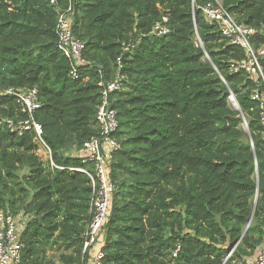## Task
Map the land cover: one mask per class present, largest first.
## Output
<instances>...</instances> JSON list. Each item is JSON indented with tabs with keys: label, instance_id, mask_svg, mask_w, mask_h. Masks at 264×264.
<instances>
[{
	"label": "trees",
	"instance_id": "trees-1",
	"mask_svg": "<svg viewBox=\"0 0 264 264\" xmlns=\"http://www.w3.org/2000/svg\"><path fill=\"white\" fill-rule=\"evenodd\" d=\"M209 1L0 0V88L36 89L34 119L56 166L90 168L76 153L97 135L99 83L121 58L126 79L110 96L119 148L108 167L115 190L101 264H247L262 244L260 104L251 100L254 80L230 71L246 55L205 18ZM219 1L256 31L255 48L264 46V0ZM68 8L87 62L78 80L56 48L57 16ZM163 16L168 33L158 37L152 29ZM24 117L0 96V211L17 219L19 264H52L53 249L61 264L79 263L89 180L51 168L32 130L6 128V119Z\"/></svg>",
	"mask_w": 264,
	"mask_h": 264
},
{
	"label": "built area",
	"instance_id": "built-area-1",
	"mask_svg": "<svg viewBox=\"0 0 264 264\" xmlns=\"http://www.w3.org/2000/svg\"><path fill=\"white\" fill-rule=\"evenodd\" d=\"M54 4L53 1H50ZM205 18L218 26L221 36L228 44L239 47L246 57L239 62L230 65L233 73L241 72L254 80L255 90L251 100L260 104L259 122L264 124V71L261 59L264 57V46L255 48L252 39L256 31L244 24H239L233 16L222 6L219 0H211L201 7ZM167 18L162 17L157 22L152 34L163 36L168 33L166 27ZM55 33L57 37L56 48L69 62L68 76L71 80H78L80 69L87 65L83 58V44L77 39L71 30V9L58 13ZM122 52H128L134 48L133 43H123ZM121 58L116 59L115 73L111 80L99 83L100 105L95 115L97 135L91 137L84 145L81 152L76 153L82 164H90L85 167H63L56 166L51 159V153L42 139V126L34 119L35 112L40 104L37 98L36 89L17 90L14 88H0V96L13 98L18 105L24 119L13 121L5 120V126L11 132L22 136L25 131L32 130L39 144L48 152L51 168L76 172L85 175L91 187L89 199L90 220L82 236L80 250V262L76 264H101L104 257L105 247L104 225L107 222L111 197L115 187L108 176V167L111 164L113 154L118 150L119 143L115 137L118 129L117 111L111 107L110 96L119 93L122 89L125 75L122 73ZM229 100L236 101L233 95ZM242 129L247 130L245 119ZM264 140V134H263ZM17 219L9 213L0 211V264H19L20 252L23 245L19 242ZM179 247L176 248V252ZM176 254L174 253L173 256ZM231 253L229 254V256ZM228 256V257H229ZM247 264H264V228L263 240L254 257Z\"/></svg>",
	"mask_w": 264,
	"mask_h": 264
},
{
	"label": "rangeland",
	"instance_id": "rangeland-1",
	"mask_svg": "<svg viewBox=\"0 0 264 264\" xmlns=\"http://www.w3.org/2000/svg\"><path fill=\"white\" fill-rule=\"evenodd\" d=\"M233 101H230V106L233 107L234 109L236 108V105H233ZM43 157V155H42ZM62 251H56L55 249L53 250H48L47 251V258L52 262V264H61L60 261V256Z\"/></svg>",
	"mask_w": 264,
	"mask_h": 264
},
{
	"label": "water",
	"instance_id": "water-1",
	"mask_svg": "<svg viewBox=\"0 0 264 264\" xmlns=\"http://www.w3.org/2000/svg\"><path fill=\"white\" fill-rule=\"evenodd\" d=\"M235 109L238 110V107H236ZM243 131L248 134L247 130H243Z\"/></svg>",
	"mask_w": 264,
	"mask_h": 264
},
{
	"label": "bare ground",
	"instance_id": "bare-ground-1",
	"mask_svg": "<svg viewBox=\"0 0 264 264\" xmlns=\"http://www.w3.org/2000/svg\"><path fill=\"white\" fill-rule=\"evenodd\" d=\"M232 101H234V100H232ZM233 103V102H232Z\"/></svg>",
	"mask_w": 264,
	"mask_h": 264
}]
</instances>
